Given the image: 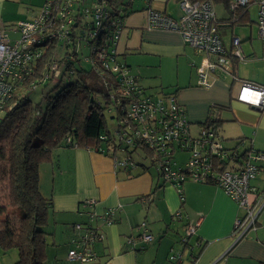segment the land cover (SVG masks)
<instances>
[{
  "label": "crops",
  "instance_id": "crops-1",
  "mask_svg": "<svg viewBox=\"0 0 264 264\" xmlns=\"http://www.w3.org/2000/svg\"><path fill=\"white\" fill-rule=\"evenodd\" d=\"M39 2L36 9L32 0H0V28L8 30L16 22L30 19L43 3ZM149 7L174 19L181 13L178 0H132L115 47L118 60L147 92L174 95L185 110L192 132H198L212 104L224 106L227 109L221 113L218 128L224 148L264 153V108L258 110L239 102L235 98L239 82L229 76L220 75L208 88L199 87L195 73L201 55L185 44L178 32L148 28ZM220 30L225 48L230 47L231 34L236 35L233 26ZM151 71L154 80L146 84L148 77L142 74ZM52 156L50 165L42 163L39 168L40 173L44 169L40 192L51 201L47 223L42 227L45 264H177L169 259L177 252L181 255L178 264H189L198 243L204 247L193 264H264V208L258 214L256 229L235 240L232 223L240 211L216 185L186 180L176 188L164 182L148 163L123 171L113 166L110 155L85 148L60 147ZM259 171L250 184L256 192L264 190V162ZM87 199L94 200L90 209L82 205ZM109 209L115 210L113 221L102 222L99 217ZM91 211L94 219L89 217ZM177 211L182 214L180 220L174 217ZM88 222L104 235L93 244L96 258L87 262L69 260L66 255L72 247L71 239L77 237L74 224ZM142 222L153 238L139 243L141 248L128 250L126 238L136 235V227ZM185 224L196 227L188 242L182 243L181 225ZM16 257L14 248L0 251V264H15Z\"/></svg>",
  "mask_w": 264,
  "mask_h": 264
},
{
  "label": "built area",
  "instance_id": "built-area-1",
  "mask_svg": "<svg viewBox=\"0 0 264 264\" xmlns=\"http://www.w3.org/2000/svg\"><path fill=\"white\" fill-rule=\"evenodd\" d=\"M132 0H43L38 12L28 20H20L6 28H0V113L11 97L15 85L22 81L39 60L46 47L45 41L58 44L75 43L79 49L90 51L95 56L87 62L99 61L105 70L114 74L117 86L113 88L112 105L125 112L118 120L120 141L124 147L134 149L137 142L151 149L152 163L164 182L178 188L186 180L211 182L220 187L233 199L240 211L235 216L232 237L235 240L247 235L257 227V217L264 208V190L256 192L251 180L260 172L264 153L253 149L239 151L224 148L223 140L212 128L200 127L197 133L190 129L184 108L175 101L172 94H148L135 75L117 59L116 43ZM180 16L169 17L158 10L147 8V27L156 30L175 31L184 43L201 55L196 67L197 85L208 88L211 82L221 76H229L239 82L236 99L249 107L264 108V84H254L238 77L235 62L244 61L242 40L231 34L230 47H226L221 36V27L236 21L220 20L216 17L213 0H178ZM256 9L253 21L263 47L264 57V0H231L228 9L236 14L250 15ZM233 14L232 16H234ZM75 27L76 31L73 30ZM16 32L11 38L8 31ZM100 41V43H98ZM92 55V54H91ZM90 59V60H89ZM264 59V58H263ZM59 62L46 64L49 72L57 77ZM176 150L187 151L188 157L181 165L174 160ZM103 152V150H102ZM215 159V161H214ZM220 161L219 169L214 162ZM118 169L133 167L135 162L130 154L113 159ZM224 163H228L225 166ZM218 166V165H217ZM225 166V167H224ZM94 200L82 203L90 209ZM90 211V210H89ZM115 210H106L99 218L102 222L113 221ZM89 217L94 219L90 212ZM177 211L175 218L182 219ZM88 222L74 224L77 237L71 239L72 247L67 252L69 260L87 262L96 258L94 242L104 235ZM196 224L181 225V242L187 243L195 232ZM142 222L137 226V234L126 238V248L136 250L139 243H148L153 236ZM169 259L181 262V255L171 254Z\"/></svg>",
  "mask_w": 264,
  "mask_h": 264
},
{
  "label": "trees",
  "instance_id": "trees-1",
  "mask_svg": "<svg viewBox=\"0 0 264 264\" xmlns=\"http://www.w3.org/2000/svg\"><path fill=\"white\" fill-rule=\"evenodd\" d=\"M230 1L213 0L221 3L229 13L227 18L220 20L236 17V21L225 27L242 26L249 15L239 16L229 11ZM130 11L122 15L123 22ZM73 30L76 31L75 27ZM55 41L42 43L48 45L42 57L15 85L0 113V251L16 249L15 264H45L46 242L42 227L47 223L51 201L40 192L39 168L52 160L54 150L85 148L110 155L112 159L127 154L133 158L131 152L139 150L141 160L121 170L130 171L145 163L154 166L151 149L141 142H137L134 149L124 147L120 141L118 120L125 112L112 105V90L117 86L114 74L100 66L99 61L86 62L84 57L93 59L95 55L82 49L76 52L73 41L65 45ZM55 60L60 70L57 77L45 68ZM234 64L236 67L237 62ZM48 83L54 85L41 100L32 102L30 93L36 85L44 84L45 87ZM225 109L227 107L212 104L200 127L212 128L218 133L221 113ZM220 163L214 162L216 168L219 169ZM223 164L228 165L227 162ZM203 247L198 243L189 264L196 261Z\"/></svg>",
  "mask_w": 264,
  "mask_h": 264
},
{
  "label": "rangeland",
  "instance_id": "rangeland-1",
  "mask_svg": "<svg viewBox=\"0 0 264 264\" xmlns=\"http://www.w3.org/2000/svg\"><path fill=\"white\" fill-rule=\"evenodd\" d=\"M39 1H43V0H32L33 5H36L35 6L36 9L40 3ZM36 9L34 10V12L36 11ZM214 9H215L214 11L216 13V17L218 19H223L225 17L227 18L229 16V13L226 10H224L225 8L223 7V5L221 3H214ZM250 9H251V11H250V15L248 17L249 19L244 21L245 24H243V26H241V25H234L233 26L234 32L236 33V35H238L241 39H243L241 48L244 51V55L247 56V58L244 61H238L237 62V69H238L237 73H239V77H246V78L252 79L253 81H256L259 83H264V59H263L264 57L262 54L263 47H261L262 42H261L260 38L258 37V35L256 34L257 33L256 24L253 22L256 18V9H255V7H252ZM8 32H9L11 38H15L18 36V34L16 32H11L10 30ZM225 36H226V39H229L230 34L225 35ZM247 37H250V39H245ZM129 73L132 74L130 71H129ZM142 76L148 77V79L144 80V83H146V84H149L148 81L154 80L153 71H151L145 75L142 74ZM226 79H229V78H226ZM52 83H48L45 87H44V84L36 85V87L30 93V99L32 100V102L33 101L37 102V101L41 100L43 95L45 94V92L50 90L52 88V86L54 85ZM150 89H149V91H151ZM148 93H150V92H148ZM151 93L154 95L153 92H151ZM108 115L109 114H107L106 117L109 121ZM131 153H132V156H133L135 162H137V161L139 162L141 160L140 159L141 153H139V150H136V151L131 152ZM187 157H188L187 151L176 150L173 158L176 161V163H182L185 161V159ZM46 164H49V162H46ZM41 172L42 173H40V175L42 176L41 178L43 180L44 169H42ZM49 172H50V170L48 171V174H49Z\"/></svg>",
  "mask_w": 264,
  "mask_h": 264
}]
</instances>
